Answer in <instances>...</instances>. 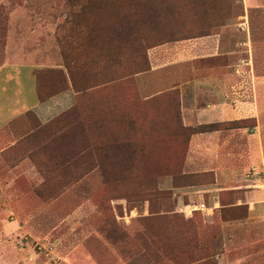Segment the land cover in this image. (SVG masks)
Returning a JSON list of instances; mask_svg holds the SVG:
<instances>
[{
	"label": "rangeland",
	"instance_id": "374dc122",
	"mask_svg": "<svg viewBox=\"0 0 264 264\" xmlns=\"http://www.w3.org/2000/svg\"><path fill=\"white\" fill-rule=\"evenodd\" d=\"M245 1L0 0L7 96L28 74L53 99L0 131V264H264V0ZM224 26L237 52L210 59Z\"/></svg>",
	"mask_w": 264,
	"mask_h": 264
},
{
	"label": "crops",
	"instance_id": "0c3cea01",
	"mask_svg": "<svg viewBox=\"0 0 264 264\" xmlns=\"http://www.w3.org/2000/svg\"><path fill=\"white\" fill-rule=\"evenodd\" d=\"M245 10L248 13V11L250 9H252V5H253V1L252 0H246L245 1ZM257 10H262V9H257ZM230 30L226 29V26H224L223 28H221V31L218 34H214L208 37L207 41V45H206V50L209 53V58L210 59H215L218 57H228L230 56V54L232 53H236L237 51L234 52H225L224 50L229 49V45L226 44L227 41V36L231 33H229ZM200 41V40H197ZM247 42H242L240 43V49L244 50V45H247ZM239 52V51H238ZM239 53H243V51L239 52ZM228 61L230 59H227ZM239 68H244V66H239ZM228 71V67H224V66H215L213 68H210V74L212 76L213 75H217V74H225ZM9 75V74H8ZM28 74H23L21 77V80H19L18 85H16V88L14 90L15 93V97L11 96L8 97L7 93H8V87L7 84L5 83H1L2 81H0V131L4 130L5 128H7L9 126L10 121H12L14 118H16V116L20 115V114H24L28 111H32L34 112V114H36V116L43 122L46 120V118L49 117V115L52 113V107H53V99L51 100H46V101H39L36 95V91L34 88V83L32 82L31 78L28 76ZM10 76V75H9ZM8 76V77H9ZM24 80H26V83L29 85V89L26 90V88L24 87ZM65 105L63 103V105L60 107L61 109L65 108ZM69 105V103H68ZM53 109H59L57 106H54ZM57 111V110H56ZM223 112V110H222ZM220 116V115H218ZM46 117V118H44ZM225 117V113L223 112L222 118ZM255 146L253 147L254 150H251L250 147L248 149L249 152V157L247 159L248 163H257L255 161V157L257 156V151H256V147H257V141L255 139ZM259 157V156H258ZM263 206L264 207V201H255L254 203H250V207L248 208V215L249 218L254 217V211H252V209L255 206ZM264 212V211H263ZM262 212V213H263ZM264 214V213H263ZM261 219H263V215L262 217H259Z\"/></svg>",
	"mask_w": 264,
	"mask_h": 264
},
{
	"label": "built area",
	"instance_id": "2783aa9c",
	"mask_svg": "<svg viewBox=\"0 0 264 264\" xmlns=\"http://www.w3.org/2000/svg\"><path fill=\"white\" fill-rule=\"evenodd\" d=\"M201 208H204V205H201Z\"/></svg>",
	"mask_w": 264,
	"mask_h": 264
}]
</instances>
